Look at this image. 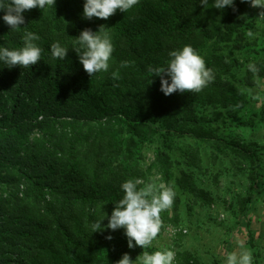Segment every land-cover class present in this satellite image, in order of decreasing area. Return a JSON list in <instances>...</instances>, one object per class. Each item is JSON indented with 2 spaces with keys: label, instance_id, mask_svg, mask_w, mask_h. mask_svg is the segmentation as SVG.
Returning <instances> with one entry per match:
<instances>
[{
  "label": "trees",
  "instance_id": "obj_1",
  "mask_svg": "<svg viewBox=\"0 0 264 264\" xmlns=\"http://www.w3.org/2000/svg\"><path fill=\"white\" fill-rule=\"evenodd\" d=\"M83 3L56 0L54 8L25 11L18 31L9 29L0 10V46L18 49L24 32L31 31L42 49L41 60L30 68L0 66V182L11 187L0 193V264H116L134 249L124 230L91 233V224L107 214L101 220L106 225L123 196L121 184L131 179L142 187L151 169L176 193L162 222L179 220L177 189L211 204L212 195L196 185L192 172L174 173L168 152L174 139L228 147L250 162V186L257 176L260 158L252 144L221 138L212 125L238 118L246 107L245 93L232 83L235 69L244 67L247 87L264 77V56L252 54L258 51L241 62L221 51L226 44L249 49L241 31L261 9L241 0H234L235 11L217 9L213 0L207 8L200 0H139L129 12L87 20ZM100 25L114 51L109 71L89 77L73 42L81 30L97 31ZM53 43L69 48L65 60L52 58ZM185 45L203 57L215 79L199 93L165 96L159 76L148 69L166 66L168 53ZM248 63L257 66L258 76L247 70ZM154 139L162 145L144 170L135 153ZM184 161L200 168L198 149L185 150ZM176 261L200 264L188 250L177 251Z\"/></svg>",
  "mask_w": 264,
  "mask_h": 264
},
{
  "label": "rangeland",
  "instance_id": "obj_2",
  "mask_svg": "<svg viewBox=\"0 0 264 264\" xmlns=\"http://www.w3.org/2000/svg\"><path fill=\"white\" fill-rule=\"evenodd\" d=\"M258 15L241 31L242 43L251 44L249 49L241 52L234 50L230 44L222 45L221 51L225 55L238 62L252 50L259 52V55L253 52V57L264 56V18ZM249 29L254 33L252 38L246 35ZM243 75L244 67L235 69L232 83L245 93L246 107L237 114L238 118L227 117L225 122L213 124L212 129L226 140L252 144L260 158L255 170V182L250 186V162L230 148H219L213 142L191 138L173 140L168 152L173 159L174 173L179 175L180 170L192 172L196 185L213 197L211 204H203L195 201L190 193L174 187L180 201L179 220L177 224L164 220L152 247L146 249L149 252L164 249L174 251V264H177L176 252L183 250L194 254L200 264H223L228 253L240 251L238 242L253 252V264H264V77L256 78L255 85L247 87ZM250 120L252 126L241 123ZM161 145L159 139H154L139 146L135 157L141 168L146 170L154 149ZM191 148L199 151L200 168L188 167L184 161V151ZM148 182L164 186L155 169L147 172L146 178L141 181L143 185ZM9 190L10 186L0 182L2 195ZM142 251L137 246L129 256L135 260Z\"/></svg>",
  "mask_w": 264,
  "mask_h": 264
},
{
  "label": "clouds",
  "instance_id": "obj_3",
  "mask_svg": "<svg viewBox=\"0 0 264 264\" xmlns=\"http://www.w3.org/2000/svg\"><path fill=\"white\" fill-rule=\"evenodd\" d=\"M56 0H0V10H3L2 19L10 30L18 31L25 25L23 13L34 8L45 9L55 6ZM251 7L259 8V15L264 18V0H241ZM139 4V0H84L83 18L91 20L98 18L109 19L117 10L122 13L129 12ZM200 4L207 8L209 0H200ZM217 9L230 6L235 11L234 0H213ZM104 25H100L97 31L85 28L80 31L73 42L72 49L78 56L83 70L89 77L106 73L110 68V61L114 46L110 34L102 31ZM249 38L254 33L251 29L246 32ZM40 39L39 35L25 31L22 36L23 45L18 49H9L0 46V66L11 69L15 66L30 68L41 60L42 49L35 43ZM67 47L59 43L51 45L53 59L65 60L68 52ZM169 59L166 66L150 67L148 71L152 76H159L160 91L165 96L173 93H199L215 79L213 70L206 66V62L195 49L185 45L180 49L168 53ZM124 66V65H122ZM247 70L258 76L259 69L254 63L247 64ZM112 77L118 79V73L113 72ZM123 196L114 205L111 215L107 216V224L101 220L91 224V233L102 232L105 228L113 231L123 229L127 238V246L132 249L140 247L143 251L131 259L128 253L122 254L116 264H174L175 252L169 249L149 252L146 249L152 247V242L161 231V213L168 210L174 203L175 191L171 187L157 185L155 182L145 183L138 187V182L127 180L121 184ZM105 239L111 240L108 235ZM240 251L226 255L223 264H253V252L238 242Z\"/></svg>",
  "mask_w": 264,
  "mask_h": 264
}]
</instances>
